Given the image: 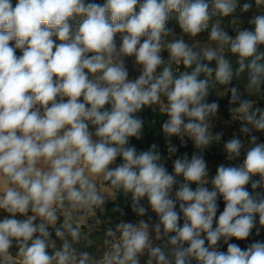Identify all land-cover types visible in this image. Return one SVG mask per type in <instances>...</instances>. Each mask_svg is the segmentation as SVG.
<instances>
[{
  "label": "clouds",
  "instance_id": "1",
  "mask_svg": "<svg viewBox=\"0 0 264 264\" xmlns=\"http://www.w3.org/2000/svg\"><path fill=\"white\" fill-rule=\"evenodd\" d=\"M217 85L239 126L223 145L234 163L211 175ZM252 97L264 98V0H0V264H264ZM146 109L166 116L167 156L133 143ZM121 198L135 219L85 250L109 202L127 215Z\"/></svg>",
  "mask_w": 264,
  "mask_h": 264
},
{
  "label": "trees",
  "instance_id": "2",
  "mask_svg": "<svg viewBox=\"0 0 264 264\" xmlns=\"http://www.w3.org/2000/svg\"><path fill=\"white\" fill-rule=\"evenodd\" d=\"M15 3V1L13 0ZM98 3H102L103 0H96ZM170 26H176L174 23ZM246 77L241 76L239 78H236L233 80L234 85H239L241 88H243L244 82ZM253 99H258L261 101H264V98L260 97H252ZM210 100H219L220 103V109L218 113L227 114L230 108L229 105V96L228 94H224V87L217 85L216 87L211 89V95L209 97ZM261 105L264 106V102H261ZM145 120V134L144 138L141 141H133V143L136 144L138 149H147L153 142H156L159 144L161 152L167 156V150L165 148V142L164 137L161 134L160 126L164 119H166V116H162L158 110L156 112H153L151 109H146L141 114ZM173 143L177 145L179 151L176 155L183 154L184 148L180 145L179 140L173 138ZM189 151H191L190 148H188ZM167 166V165H166ZM169 166V165H168ZM167 166V167H168ZM172 170V168H170ZM118 203L122 208H124L127 212V215L124 217H121L119 213H112L111 208L113 207V204L109 202L107 205L108 207V214L107 216L102 217L103 220H105V224L101 225L99 228H97L93 233L90 234V244H87L85 250L91 251L96 254H101L103 251L102 247V238H103V232L104 228L108 225V223L115 224L118 222L119 219H125V220H134L135 214L131 212L130 206L121 198ZM223 207V203L221 202V205ZM254 239H264V233L261 235V237H255ZM237 243H240L243 247L245 242L235 241ZM226 250V249H225Z\"/></svg>",
  "mask_w": 264,
  "mask_h": 264
},
{
  "label": "rangeland",
  "instance_id": "3",
  "mask_svg": "<svg viewBox=\"0 0 264 264\" xmlns=\"http://www.w3.org/2000/svg\"><path fill=\"white\" fill-rule=\"evenodd\" d=\"M15 1V0H14ZM224 26L229 30V32L231 33L233 31L234 28L237 27H247V18L245 17L244 19H237L235 20V22H232L229 18H225L224 21ZM174 28V30L176 31V33H179V28L178 26H171ZM201 43L206 42V34L202 35L200 37ZM165 57L167 56V53H164ZM131 66V65H130ZM262 106V105H261ZM264 107V106H262ZM217 119H215L213 121V133H219V132H223V136L220 140V142L218 143H214L210 149H208L206 151L205 154V158L208 161V166L210 169V174L214 175L215 174V169L216 167L220 164V163H234V162H228L225 159V152H224V142H226L232 135V133L234 131L237 130L238 126H239V121L233 119L230 111H228V113L222 114V113H218L217 114ZM261 140L264 141V136L261 137ZM184 148V152H188L189 155H191L192 151H194V148L192 147L191 142L189 141L187 146H182ZM188 148L191 149V151L188 150ZM175 159V156L169 158L166 160V165L169 168H172V160ZM221 211L223 209L222 206H220ZM263 234V233H262ZM251 240H254V236L251 238ZM251 240L249 242H251Z\"/></svg>",
  "mask_w": 264,
  "mask_h": 264
}]
</instances>
